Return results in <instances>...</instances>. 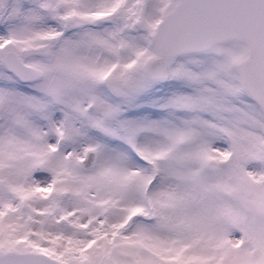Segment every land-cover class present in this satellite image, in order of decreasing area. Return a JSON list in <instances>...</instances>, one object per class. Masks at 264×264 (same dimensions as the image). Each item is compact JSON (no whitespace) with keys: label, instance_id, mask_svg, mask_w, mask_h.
<instances>
[{"label":"snow or ice","instance_id":"6c2138e0","mask_svg":"<svg viewBox=\"0 0 264 264\" xmlns=\"http://www.w3.org/2000/svg\"><path fill=\"white\" fill-rule=\"evenodd\" d=\"M0 264H264V0H0Z\"/></svg>","mask_w":264,"mask_h":264}]
</instances>
